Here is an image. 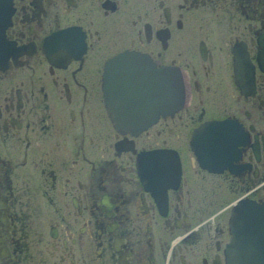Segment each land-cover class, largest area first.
I'll return each instance as SVG.
<instances>
[{"label":"flooded vegetation","instance_id":"flooded-vegetation-1","mask_svg":"<svg viewBox=\"0 0 264 264\" xmlns=\"http://www.w3.org/2000/svg\"><path fill=\"white\" fill-rule=\"evenodd\" d=\"M0 47V264H156L154 233L193 264V187L236 192L194 241V264H229L233 203L264 204V0H0ZM131 53L114 87L137 88L112 117L106 70Z\"/></svg>","mask_w":264,"mask_h":264},{"label":"rangeland","instance_id":"rangeland-1","mask_svg":"<svg viewBox=\"0 0 264 264\" xmlns=\"http://www.w3.org/2000/svg\"><path fill=\"white\" fill-rule=\"evenodd\" d=\"M181 109H182V106L180 107V110ZM173 128H175V130L178 128L179 134L182 135V139L179 140L178 136L173 137L174 138L173 139V146L172 145H170V146H172V147H178L179 146V148H181L185 144L183 141H186V138H187V134H188L187 129L185 130L184 129L185 127H177V126L176 127L173 126ZM166 138L169 139L167 135H166ZM157 143H158V145H161V141H158ZM176 143H178L177 146H176ZM261 189H262V193L264 195V188L262 187ZM192 192H191V196H190L191 212L194 211V206H196V208H200V212L196 211V215H195L194 219L191 220V224L189 225V228H191L194 225H196V227L200 228L198 231L195 232L198 235L197 237H199L198 238L199 241L197 242V244H200L195 248V250L197 252L198 250L201 249L202 251H200V252L204 253L205 251H203V250L206 248L207 244L211 243L209 241V239H210L209 233H211V230H209L207 228L210 225L209 223L214 224V225H212V227H219V225H223L222 222L225 223V214L223 215V217H221L222 211H224V209H228V207L230 206L228 203L233 202L237 198V195H235V193H236L235 191L231 192L232 194L227 193V195H228L227 199L228 200H226L227 201V203H226V201L224 202L223 196L221 194L216 195V197L220 196V198L216 200L215 199L216 197L214 199L213 198L209 199L208 194L203 196L201 193H196V191L194 190V187L192 188ZM230 194H231V196H230ZM238 203L234 204V206L237 205ZM183 206L185 207V205H183ZM224 206H225V208H224ZM168 216L173 219L171 214ZM229 218H230V216H229ZM217 224H219V225H217ZM153 226H154L153 230L161 227V229L163 231H165V229L162 227L163 223L160 227H158V226H156L155 222H153ZM195 230H197V228ZM165 236L166 235H162L160 237V239H157L158 236H156L155 233H154V235H151V241H150L151 261H153L156 264H181V263H179V258H180V262H182V258L178 257V255L175 253H173V255H171L170 261L167 262V260L169 259V255L167 254L168 247H166V243H168V246L170 245L172 247L174 245V242L176 241V237L166 239ZM195 237L196 236H194V232H193V234L189 238V241L186 243V244H188V248H187L186 252L189 251V255H186V257L188 259H190L193 262V264H194V260L198 259L196 257L193 258L194 241H195V239L197 240V238H195ZM168 239H171V241L168 242ZM186 252H185V254H186ZM165 255L167 256V260H166Z\"/></svg>","mask_w":264,"mask_h":264},{"label":"water","instance_id":"water-1","mask_svg":"<svg viewBox=\"0 0 264 264\" xmlns=\"http://www.w3.org/2000/svg\"><path fill=\"white\" fill-rule=\"evenodd\" d=\"M136 57L134 55L121 56L111 61L108 65L104 78V87L106 97L110 101L114 102L116 98L132 96L131 94L136 91L137 87H114L117 84L115 73L121 70V67H124L125 62L128 67L133 62V59L134 61L138 60ZM120 83L123 82L120 81ZM140 88L143 91L144 87ZM168 92H171L170 87H167V99L169 98ZM231 229L234 235L231 245L232 249L238 252L247 247L246 251L252 254V259H258L259 251L257 248L260 245H263L264 252V206L239 204L235 208L231 219Z\"/></svg>","mask_w":264,"mask_h":264},{"label":"bare ground","instance_id":"bare-ground-1","mask_svg":"<svg viewBox=\"0 0 264 264\" xmlns=\"http://www.w3.org/2000/svg\"><path fill=\"white\" fill-rule=\"evenodd\" d=\"M152 34V33H151ZM156 35V34H155ZM31 46H33V45H31ZM35 47V46H34ZM134 47V46H133ZM0 48H2V47H0ZM30 49V48H29ZM32 49V48H31ZM199 49V48H198ZM2 50V49H1ZM28 51H30V50H28ZM35 51V50H34ZM2 52V51H1ZM13 52V51H12ZM19 53V52H18ZM28 53V52H27ZM119 54V53H118ZM23 55V54H22ZM131 55L133 56V55H135V53L134 54H132L131 53ZM35 56V55H34ZM23 58V57H22ZM7 59H8V57H7ZM134 60V59H133ZM3 61V60H2ZM22 62V61H21ZM3 66V65H2ZM1 70V69H0ZM261 70V69H260ZM166 71L168 72V74H169V76H170V78H172V82H173V79L176 81V83L179 85L180 84V81H179V78H177L176 77V75L171 71V70H169V69H166ZM178 71V70H177ZM1 76V75H0ZM134 76V75H133ZM132 76V77H133ZM134 78V77H133ZM168 78V77H167ZM183 78V77H182ZM133 80V79H132ZM182 80V79H181ZM132 83V82H131ZM175 83V82H174ZM134 85L136 86V84L134 83ZM184 85L185 84H183V87H172V92H168L169 94H170V96L172 97V103L171 102H168L167 101V109H166V111H167V113L168 112H170V111H175V110H177V111H180V107L182 106V108H183V106H184V104H185V99H184V97H185V90H184ZM153 86H155V84L153 85ZM156 88V87H155ZM247 88H249V87H247ZM149 89V88H148ZM159 90V89H158ZM141 95H142V93H141ZM166 96V95H165ZM164 96V97H165ZM167 98V97H166ZM133 102H135V100L133 101ZM151 102V101H150ZM149 102V103H150ZM124 104H125V102H123ZM143 103H145V102H143ZM147 103H148V101H147ZM148 103V104H149ZM127 104V103H126ZM130 104V103H129ZM137 103L135 102V105H136ZM141 104V103H140ZM144 105V104H143ZM146 105V104H145ZM107 106H108V108H109V110H110V112H111V116L113 117V111H114V106H115V103L113 102V101H110V99H107ZM131 106V105H130ZM132 106H134V104H132ZM159 106V105H158ZM116 107V106H115ZM118 107H120V106H118ZM121 108V107H120ZM145 108V107H144ZM151 108H152V106H151ZM150 108V109H151ZM159 108V107H158ZM147 109V108H146ZM149 109V108H148ZM121 110V109H120ZM153 110V109H152ZM116 111H117V109H116ZM131 111V110H130ZM145 111V110H144ZM147 111V110H146ZM176 111V112H177ZM123 112V111H122ZM175 112V113H176ZM153 115V114H152ZM152 117V116H151ZM152 123H154V122H150L149 124H144V125H142L143 126V129H145V128H147L148 126H150ZM135 125H138V123H136ZM260 129H262V128H260ZM141 130V129H140ZM215 130V129H214ZM225 130V129H224ZM262 136H264V135H262ZM118 137V136H117ZM119 138V137H118ZM114 139V138H113ZM126 144V143H125ZM128 145V144H127ZM121 146V145H120ZM128 147V146H127ZM124 148V147H123ZM127 149V148H126ZM129 150V149H128ZM176 152V151H175ZM177 153V152H176ZM160 157V156H159ZM231 157V156H230ZM195 160V159H194ZM193 160V161H194ZM232 172V171H231ZM181 172L179 171V174H180ZM182 174V173H181ZM224 174V173H223ZM180 176V175H179ZM183 177V176H182ZM150 178V177H149ZM187 180V179H186ZM188 183V182H187ZM184 184H185V182H184ZM188 185V184H187ZM154 190V189H153ZM189 192V191H188ZM249 194V193H248ZM243 195V194H242ZM245 199V198H244ZM245 201H248V203H245L244 205H253V204H258V205H260V206H264V204L262 203H259V202H254L253 200L252 201H250V200H238V201H236L235 203H233V204H236L237 202H239L238 204H243ZM237 204V205H238ZM233 207V206H232ZM237 207V206H236ZM197 237V236H196ZM180 241H182V240H180ZM178 243V241H175L174 242V245H176ZM179 244V243H178ZM226 256H227V260H228V262H230L231 264H236V261H235V259H236V257H237V254L234 252V250L232 249V246H231V244H230V246L228 247V252H227V254H226Z\"/></svg>","mask_w":264,"mask_h":264}]
</instances>
